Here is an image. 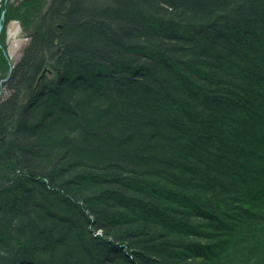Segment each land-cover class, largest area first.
Masks as SVG:
<instances>
[{"label": "trees", "instance_id": "trees-1", "mask_svg": "<svg viewBox=\"0 0 264 264\" xmlns=\"http://www.w3.org/2000/svg\"><path fill=\"white\" fill-rule=\"evenodd\" d=\"M22 3L0 264H264V0Z\"/></svg>", "mask_w": 264, "mask_h": 264}, {"label": "rangeland", "instance_id": "rangeland-1", "mask_svg": "<svg viewBox=\"0 0 264 264\" xmlns=\"http://www.w3.org/2000/svg\"><path fill=\"white\" fill-rule=\"evenodd\" d=\"M43 1V10L47 9V7L51 4V0H42ZM23 0H0V51L2 49L5 51L6 57V64L4 65L2 63V60H0V101L3 98L11 96L8 90L7 85H5L9 80L13 67L15 64H17L22 56L25 47L30 43L32 39V33L35 28V23H30L24 25L23 22L20 19H9L5 23V12L6 10L9 12L11 11L10 9L15 6H19L22 3ZM10 8V9H9ZM3 10V11H2ZM31 20H35L36 17L30 18ZM37 24V20H36ZM1 53V52H0ZM7 67V68H6ZM48 71L43 72L41 75H39L38 78L35 79L34 81V88L35 91L38 93L41 91L45 84V78L48 77L49 75L55 76L56 73H51ZM43 75V76H42ZM42 76V77H41ZM31 93L30 91H27L26 89L21 93L20 97L17 99V102L15 104L16 107H22L23 104H26V102H30V99L27 100L28 96L30 97ZM9 144L8 137L5 138V136L0 137V145L4 144L6 145ZM32 156H35L36 163H41L44 162V159L41 160V155L37 156V154L34 152ZM14 177L12 174H8V176L4 177V179L0 182V194L7 195V191L9 188L13 185L11 181H9ZM5 192V193H4ZM7 215V214H5ZM91 218H93V214L91 213ZM6 217V216H5ZM4 218V217H3ZM8 218L6 217V219ZM97 234H103L102 229H98L96 231Z\"/></svg>", "mask_w": 264, "mask_h": 264}, {"label": "bare ground", "instance_id": "bare-ground-1", "mask_svg": "<svg viewBox=\"0 0 264 264\" xmlns=\"http://www.w3.org/2000/svg\"><path fill=\"white\" fill-rule=\"evenodd\" d=\"M54 0H51V3L53 2ZM70 3L68 2V5H69ZM50 70V69H49ZM45 71H48V69H45L43 72H45ZM49 72H51L52 73V71L50 70ZM43 76V75H42ZM41 76V77H42Z\"/></svg>", "mask_w": 264, "mask_h": 264}]
</instances>
